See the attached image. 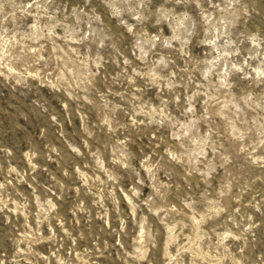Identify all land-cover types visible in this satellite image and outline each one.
Returning <instances> with one entry per match:
<instances>
[{
    "label": "rangeland",
    "instance_id": "rangeland-1",
    "mask_svg": "<svg viewBox=\"0 0 264 264\" xmlns=\"http://www.w3.org/2000/svg\"><path fill=\"white\" fill-rule=\"evenodd\" d=\"M0 264H264V0H0Z\"/></svg>",
    "mask_w": 264,
    "mask_h": 264
}]
</instances>
